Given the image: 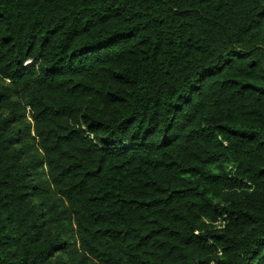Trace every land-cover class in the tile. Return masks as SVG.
<instances>
[{"label": "trees", "instance_id": "obj_1", "mask_svg": "<svg viewBox=\"0 0 264 264\" xmlns=\"http://www.w3.org/2000/svg\"><path fill=\"white\" fill-rule=\"evenodd\" d=\"M0 264H264V0H0Z\"/></svg>", "mask_w": 264, "mask_h": 264}]
</instances>
